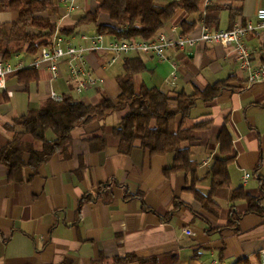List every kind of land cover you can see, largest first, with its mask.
Returning <instances> with one entry per match:
<instances>
[{
  "label": "crops",
  "instance_id": "crops-1",
  "mask_svg": "<svg viewBox=\"0 0 264 264\" xmlns=\"http://www.w3.org/2000/svg\"><path fill=\"white\" fill-rule=\"evenodd\" d=\"M172 1L180 0H156V4ZM51 2L53 9L40 17L83 49L89 43L82 36H95L97 25L112 24L105 14L98 15L96 24L81 22L96 12V0ZM259 9H264V0H210L191 15L177 9L157 33L175 40L182 36L181 24L187 22L193 27L185 36L197 38L203 27L226 31L253 20ZM17 18L16 13H2L0 24L10 28ZM103 37L104 43L117 40ZM246 45L252 66H264V31L249 35ZM33 56L22 52L7 61L0 56V62L28 65ZM165 59L129 54L108 64V53L87 51V69L100 84L80 94L74 90L65 61L58 64L56 76L48 63L36 69L35 81L22 83L17 73L10 75L6 90L0 91V149L12 136L7 126L38 109L52 93L88 105L103 96L116 102L117 79L125 74L128 62L143 66L132 76L135 92L146 87L191 95L225 82L217 98L196 103L183 125L189 129L199 122L209 123L190 147L199 180L195 189L203 196L210 192V168L225 159L217 136L223 127L231 136L229 182L213 191V205L205 209L196 201L188 190L189 173L163 175L171 164L170 155H149L139 148L129 155L119 153L113 130L125 112H116L102 122L74 129L67 156L54 155L35 174L25 167L20 180L12 181L0 165V264H233L238 260L264 264V83L247 85L231 51L217 45L199 43L183 51L170 48ZM99 135L105 146L94 150L92 140ZM46 138L51 139V134ZM234 191L250 198L262 195L263 216L248 212L244 199L232 201ZM83 197L89 200L79 205Z\"/></svg>",
  "mask_w": 264,
  "mask_h": 264
},
{
  "label": "trees",
  "instance_id": "trees-1",
  "mask_svg": "<svg viewBox=\"0 0 264 264\" xmlns=\"http://www.w3.org/2000/svg\"><path fill=\"white\" fill-rule=\"evenodd\" d=\"M98 7L94 14L85 16L82 23L96 24L99 14L108 16L111 25H97L96 31L119 39L136 38L149 41L168 23L177 9L188 15L198 13L203 0L172 1L165 6L156 4V0H96ZM53 9L51 0H0V14L16 13L18 18L10 28L0 24V56L9 60L15 54L25 52L34 55L42 47L48 46L55 26L40 15ZM193 27L192 23L181 24V34L185 35ZM136 63V64H135ZM143 66L139 62L126 63V72L117 79L120 95L116 102L103 96L95 105H88L65 96L59 102L45 101L38 109L30 110L8 125L12 133L10 140L0 149V165L7 170L10 180H20L21 172L28 167L33 174L54 155L67 156L70 149L71 132L84 128L93 122H102L114 113L125 112L113 136L118 141V152L129 155L139 148L149 155H170L171 164L163 171L169 177L175 173H189L191 184L188 190L205 209L213 205V191L226 187L229 182L228 164L232 139L225 127L217 136L219 153L225 159L216 161L210 176V192L201 195L195 184V165L190 159V147L198 140L199 133L206 129L208 122H199L192 128H184V122L198 101L207 103L217 98L226 88L225 82L207 86L203 91L191 95L165 93L155 88L141 87L134 91L132 76L140 72ZM18 81L28 83L37 79L35 69H24L17 73ZM103 131V130H102ZM50 133L52 138L47 139ZM93 149L102 150L105 146L102 135L93 138ZM36 145L39 148L36 149ZM28 155L25 162L23 156ZM231 200H246L248 212L263 216L262 195L258 198L247 197L234 191ZM83 197L79 203L88 201ZM124 259L122 261H126ZM233 264H249L248 260H238Z\"/></svg>",
  "mask_w": 264,
  "mask_h": 264
},
{
  "label": "built area",
  "instance_id": "built-area-1",
  "mask_svg": "<svg viewBox=\"0 0 264 264\" xmlns=\"http://www.w3.org/2000/svg\"><path fill=\"white\" fill-rule=\"evenodd\" d=\"M203 2L204 4H208L210 0H203ZM261 31H264V9L257 10L253 20H248L242 24H235L226 31H209L203 27L197 38L182 35L175 40H170L165 35L157 33L149 41L130 38L104 43V37L100 34L92 37L82 36V40L89 43L88 49L75 46L70 40L64 38L55 30L48 46L40 48L34 54L30 64L25 65L19 62L12 65L9 62H0V91L6 90L5 82L10 75L24 69L36 70L42 64L48 63L49 71L56 76L58 64L65 61L68 65L69 78L73 82L74 90L80 94L100 84L97 79L90 75L87 69L85 61V53L87 51L108 53V64H113L119 58L129 54H146L164 61L166 60V50L173 48L183 51L199 43L217 45L230 50L238 70L244 73L247 85L264 83V66H252L251 54L246 45V38L249 35H255ZM50 99L59 102L62 98L52 93ZM248 178L249 174L243 176L244 180ZM184 234L190 236L192 232L184 230Z\"/></svg>",
  "mask_w": 264,
  "mask_h": 264
}]
</instances>
